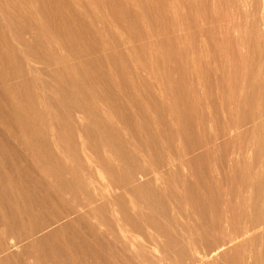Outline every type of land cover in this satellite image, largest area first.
Returning <instances> with one entry per match:
<instances>
[{
    "label": "rangeland",
    "instance_id": "obj_1",
    "mask_svg": "<svg viewBox=\"0 0 264 264\" xmlns=\"http://www.w3.org/2000/svg\"><path fill=\"white\" fill-rule=\"evenodd\" d=\"M263 2L0 0V264H264Z\"/></svg>",
    "mask_w": 264,
    "mask_h": 264
},
{
    "label": "bare ground",
    "instance_id": "obj_2",
    "mask_svg": "<svg viewBox=\"0 0 264 264\" xmlns=\"http://www.w3.org/2000/svg\"><path fill=\"white\" fill-rule=\"evenodd\" d=\"M263 4H264V2H263ZM262 4V5H263ZM75 108V107H74ZM78 113L80 112V114L78 115V113H77V117H82L81 115H82V113H83V111L82 110H80V111H77ZM57 114V113H56ZM85 115V114H84ZM83 141H85V140H83ZM96 141V140H95ZM92 142V141H91ZM96 143V142H95ZM100 143V142H99ZM93 144V143H92ZM96 146V145H95ZM63 147V146H62ZM85 149V153H87V155L90 157L89 159H91V155L88 153V152H92V150L90 149V148H84ZM109 152V151H108ZM108 155V154H107ZM116 157V156H115ZM118 159V158H117ZM95 161V160H94ZM96 162V161H95ZM101 163V162H100ZM104 163V162H103ZM118 164V163H117ZM95 167H97V170L98 171H100L101 173H102V175L105 177V178H109V175H110V172L111 171H107V170H105L104 168H103V166H101L100 164H98V163H96L95 165H94ZM108 168V167H107ZM119 169V168H118ZM121 170V169H120ZM98 173V172H97ZM120 173V172H119ZM116 174V173H115ZM114 174V175H115ZM100 175V174H99ZM159 176V175H158ZM102 177V176H101ZM101 177H100V179H101ZM159 178V177H158ZM109 180V183H108V187L110 188V190L112 191V192H116V191H118L119 189H121V187H122V183H120V182H116V181H113V180H111L110 178L108 179ZM132 180H134V179H132ZM160 180H161V178H160ZM101 181H102V179H101ZM130 182V180L129 179H127L126 181H125V185H127L128 183ZM105 187V186H104ZM133 197H134V195H133ZM109 199H111V198H109ZM133 200V199H132ZM133 203L134 204H136V205H139L138 204V200L137 201H135V200H133ZM186 203V202H185ZM185 205V204H184ZM115 206H116V211H117V214H120V212H121V210H119L118 209V206H117V204L115 203ZM141 208V207H140ZM138 210V209H137ZM115 211V212H116ZM142 212V211H141ZM147 213V212H146ZM142 214H143V212H142ZM144 215H145V213H144ZM149 217H150V215H149ZM120 219H123V218H120ZM148 219V218H147ZM99 220V219H98ZM149 220V219H148ZM151 220H153V221H155V218L154 217H151ZM121 221V220H120ZM152 221V223H150L151 225H152V227L153 228H155V229H157V226H155V224H156V222H153ZM125 222H126V220H125ZM122 223V222H121ZM120 223V224H121ZM127 223V222H126ZM128 223H129V220H128ZM130 223H132V222H130ZM101 225H103L102 223H101ZM123 226H124V224H123ZM132 226V230H133V225H131ZM121 227V226H120ZM125 227H127V226H125ZM264 227V214H260L259 216H258V218L257 219H255V221H254V225H252V227L251 228H249V229H247L246 230V232H245V234H247L249 231H252V230H254V231H252L253 233H256V232H258V231H260V229H262ZM129 229V228H128ZM127 230H126V228H125V232H126ZM160 232V231H159ZM251 232V233H252ZM155 233V232H154ZM251 235V234H250ZM253 235V234H252ZM159 237H163V235L161 234V232H160V234L158 235V237L157 238H159ZM167 237V236H166ZM168 238V237H167ZM164 239V238H163ZM159 240V239H158ZM244 241H245V238H244ZM159 243H156V245L154 246L155 248H156V250L157 251H155V249H153L154 251V253H157L156 254V256L157 257H162L163 255H164V253H165V245H163V241H161V240H159L158 241ZM161 242V243H160ZM225 245V244H224ZM153 247V248H154ZM229 248H228V246L227 247H221L219 250H218V247L217 248H215V249H212L211 251H208L207 253H204L203 255H202V258H201V261L204 263V264H208V263H210L211 261H215L218 257H222V256H224L225 255V252L228 250Z\"/></svg>",
    "mask_w": 264,
    "mask_h": 264
}]
</instances>
